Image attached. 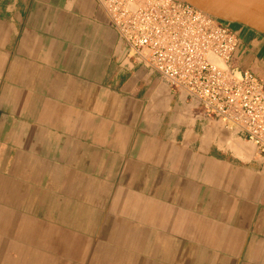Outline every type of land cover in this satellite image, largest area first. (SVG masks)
Wrapping results in <instances>:
<instances>
[{
  "label": "crops",
  "instance_id": "0c3cea01",
  "mask_svg": "<svg viewBox=\"0 0 264 264\" xmlns=\"http://www.w3.org/2000/svg\"><path fill=\"white\" fill-rule=\"evenodd\" d=\"M125 52L95 0H0V264H264V158Z\"/></svg>",
  "mask_w": 264,
  "mask_h": 264
},
{
  "label": "built area",
  "instance_id": "2783aa9c",
  "mask_svg": "<svg viewBox=\"0 0 264 264\" xmlns=\"http://www.w3.org/2000/svg\"><path fill=\"white\" fill-rule=\"evenodd\" d=\"M95 1L130 64L184 93L264 158V83L232 67L239 38L226 22L184 0Z\"/></svg>",
  "mask_w": 264,
  "mask_h": 264
},
{
  "label": "water",
  "instance_id": "95a60500",
  "mask_svg": "<svg viewBox=\"0 0 264 264\" xmlns=\"http://www.w3.org/2000/svg\"><path fill=\"white\" fill-rule=\"evenodd\" d=\"M192 6L230 23L264 35V0H184Z\"/></svg>",
  "mask_w": 264,
  "mask_h": 264
},
{
  "label": "bare ground",
  "instance_id": "6f19581e",
  "mask_svg": "<svg viewBox=\"0 0 264 264\" xmlns=\"http://www.w3.org/2000/svg\"><path fill=\"white\" fill-rule=\"evenodd\" d=\"M225 1V0H224Z\"/></svg>",
  "mask_w": 264,
  "mask_h": 264
}]
</instances>
